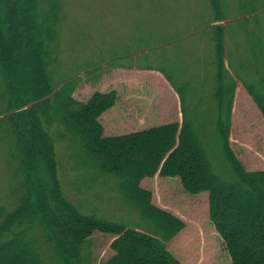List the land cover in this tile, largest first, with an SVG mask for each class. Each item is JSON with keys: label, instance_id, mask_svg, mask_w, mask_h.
<instances>
[{"label": "trees", "instance_id": "1", "mask_svg": "<svg viewBox=\"0 0 264 264\" xmlns=\"http://www.w3.org/2000/svg\"><path fill=\"white\" fill-rule=\"evenodd\" d=\"M210 2L214 20L208 31L217 57L209 101L215 109L202 111L205 117L198 113L195 120L189 117L186 105L191 102L193 78L187 87L176 83L168 68L180 82L184 75L177 60L168 58V66L163 63L160 71L177 87L182 123L168 121L159 112L154 116L157 122L151 123L140 114L131 122L122 117L104 122L103 115L122 100L114 90L103 94L95 89L83 100L74 96L90 82L73 76L82 65L79 62L64 72L62 0H0V143L9 167L21 178L8 199L12 204L0 206V264H93L88 244L95 236L113 237L110 247L115 254L106 264H183L167 243L186 224L155 205L153 192L141 186L161 170L165 176L181 177L191 194L208 193L231 264H264V170L247 171L230 142L239 82L264 115V0H238L241 17L236 20L227 18L224 0ZM244 17L248 18L240 21ZM225 21L238 24L230 33L236 40L231 54L226 27L220 24ZM107 62L121 67L116 61ZM87 64L95 82L97 74L90 70L94 63ZM139 101L141 113L146 101L142 96ZM212 117L215 121L209 124ZM116 120H123L121 127L127 130L115 134ZM203 133L219 139L211 140L220 146L214 161ZM108 177L116 180L121 203L139 213L133 224L96 215L101 194L109 192ZM239 189L247 197L237 195ZM80 198L79 209L72 202Z\"/></svg>", "mask_w": 264, "mask_h": 264}, {"label": "rangeland", "instance_id": "2", "mask_svg": "<svg viewBox=\"0 0 264 264\" xmlns=\"http://www.w3.org/2000/svg\"><path fill=\"white\" fill-rule=\"evenodd\" d=\"M62 1L64 18L61 22L60 59L64 62V72L75 68L79 62L82 65L73 76L90 82L81 86L74 96L83 100L95 89L103 94L114 90L118 98L122 99L103 115L104 122L120 117L131 122L140 114L142 119L144 116L148 122L155 123V112H159V115H165L168 121L181 119L182 123L181 101L174 90L177 87L174 85V88L160 71L164 64L168 66V58L177 60L184 75L180 82V76L172 74L168 68L176 83L187 87L193 78L191 91L188 92L191 93V102L186 105L189 117L194 120L198 114L205 117L202 111L211 113L212 109H215L209 101V92L215 89L217 57L208 31L214 20L210 0ZM224 3L227 18L236 20L241 17L237 12L238 0H224ZM245 11L246 9L242 14ZM233 22L234 24H231ZM235 22L237 21L220 22L226 27L227 49L230 54L233 44L236 43L230 34L238 29ZM181 37L185 38L182 42L178 41ZM140 40L145 43H140ZM171 40L174 41L167 43ZM174 43L182 44L178 47V44ZM169 46H172L174 53H170ZM107 61H116L121 67L111 66ZM88 62L94 63L90 70L97 74L95 82L90 80ZM227 62L229 64L228 59ZM149 66H153V69L148 70ZM22 82L23 85L27 83ZM137 91H143L144 94L138 95ZM141 96L146 101L141 110L142 114L137 112ZM252 98L244 86L239 84L234 98L230 135L232 151L249 172L264 170V115ZM148 103L149 108H146ZM214 121L215 118L212 117L208 123L213 124ZM123 125L124 121L119 120L114 133L126 131L127 128L125 130L121 127ZM202 136L210 159L214 161L220 146L211 140L219 139H215V136L209 137L208 133H203ZM0 140L3 138L0 137ZM4 152L5 147L0 143V206H5L4 202L12 204L8 199L12 190L19 188L21 183L18 171L9 167ZM183 156L189 158L186 153H183ZM214 167L217 171V167ZM160 172L162 170L154 177L145 178L141 186L153 192L155 205L173 213L186 224V228L167 243L169 252L183 264H231V253L212 218L208 193L205 191L191 194L183 187L181 177H168ZM68 177V173H65L64 178ZM106 181V191L109 192L101 194L96 204V215L108 221L130 225L140 219L139 213L121 203L116 195V180L108 177ZM236 194L247 197L241 189ZM72 203L79 208L82 198L79 202ZM112 241L111 236L93 237L88 244L91 251L90 262L106 264L115 254L110 247ZM8 251L11 252L12 249L9 248Z\"/></svg>", "mask_w": 264, "mask_h": 264}]
</instances>
